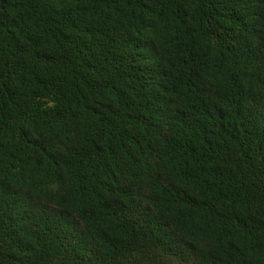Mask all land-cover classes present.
Wrapping results in <instances>:
<instances>
[{"label":"trees","instance_id":"16d2710c","mask_svg":"<svg viewBox=\"0 0 264 264\" xmlns=\"http://www.w3.org/2000/svg\"><path fill=\"white\" fill-rule=\"evenodd\" d=\"M0 264H264V0H0Z\"/></svg>","mask_w":264,"mask_h":264}]
</instances>
